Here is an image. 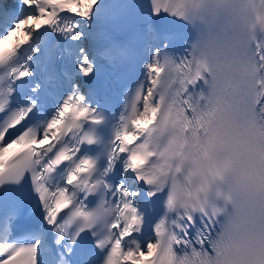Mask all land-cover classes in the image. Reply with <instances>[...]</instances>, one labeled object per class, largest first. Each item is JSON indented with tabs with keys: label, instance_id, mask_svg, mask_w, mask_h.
Returning <instances> with one entry per match:
<instances>
[{
	"label": "snow or ice",
	"instance_id": "6c2138e0",
	"mask_svg": "<svg viewBox=\"0 0 264 264\" xmlns=\"http://www.w3.org/2000/svg\"><path fill=\"white\" fill-rule=\"evenodd\" d=\"M0 264H264V0H0Z\"/></svg>",
	"mask_w": 264,
	"mask_h": 264
}]
</instances>
